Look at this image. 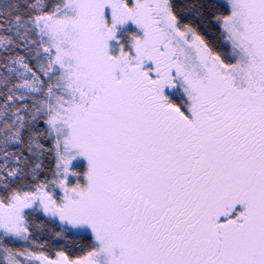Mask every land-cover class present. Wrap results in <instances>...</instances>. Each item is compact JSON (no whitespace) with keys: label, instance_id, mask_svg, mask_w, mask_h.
<instances>
[{"label":"snow or ice","instance_id":"6c2138e0","mask_svg":"<svg viewBox=\"0 0 264 264\" xmlns=\"http://www.w3.org/2000/svg\"><path fill=\"white\" fill-rule=\"evenodd\" d=\"M7 7L0 264H264V0Z\"/></svg>","mask_w":264,"mask_h":264},{"label":"trees","instance_id":"16d2710c","mask_svg":"<svg viewBox=\"0 0 264 264\" xmlns=\"http://www.w3.org/2000/svg\"><path fill=\"white\" fill-rule=\"evenodd\" d=\"M16 0H0V35H14L15 29L12 27V24L7 22L10 20V17L6 16V13L9 11L8 5L15 3ZM21 3H24L25 0H20ZM48 4H54L55 0H45ZM173 2L180 6L183 3H189L192 2V0H173ZM190 19V17H185V21ZM200 32L205 35L206 39H208L213 44L218 43V37H219V31L220 29L216 25H212L210 30L209 28H206L205 26L201 25L199 28ZM17 51H20L17 49ZM11 53H3L0 51V57H3L4 55H10ZM23 54V52H21ZM0 73L7 74L6 69L0 67ZM4 102L3 96H0V104ZM42 126V125H41ZM3 146L0 145V148ZM9 151H18L19 146H8ZM25 156H28V153L25 151ZM43 163V170L39 172V178L44 179L51 176V173L54 169V159L51 155L46 154L42 158ZM33 160V157L29 156V161L31 162ZM5 163L8 164V167L11 169H14L18 165L15 161L12 160H5L4 159V153L3 151H0V166L4 165ZM6 175L5 172L0 171V182H2V177ZM11 179V177H9ZM31 183V181H27ZM16 183H20V181H16ZM33 221L36 224H42L43 228L39 230L36 234V239L39 242L45 243L46 250L49 251L51 254L55 250L64 249L67 250L71 255L73 256H79L82 254V251L86 250L88 245L91 243L90 238L85 235L84 238H78L75 234L70 235L66 240H56L53 238V232L58 231L59 229L56 227V224L49 223L48 219L44 217L42 214L33 216ZM16 246H19V243L17 242Z\"/></svg>","mask_w":264,"mask_h":264},{"label":"rangeland","instance_id":"374dc122","mask_svg":"<svg viewBox=\"0 0 264 264\" xmlns=\"http://www.w3.org/2000/svg\"><path fill=\"white\" fill-rule=\"evenodd\" d=\"M132 30H135V26H132ZM86 166H87L86 161H84L82 158L78 161L73 162V168L76 171L82 172V171L86 170ZM75 179H76L75 177H70V180L72 182H75ZM81 182H83L82 178H81Z\"/></svg>","mask_w":264,"mask_h":264}]
</instances>
